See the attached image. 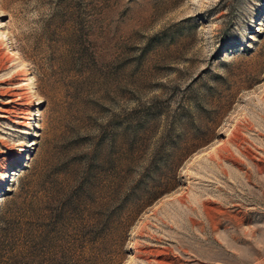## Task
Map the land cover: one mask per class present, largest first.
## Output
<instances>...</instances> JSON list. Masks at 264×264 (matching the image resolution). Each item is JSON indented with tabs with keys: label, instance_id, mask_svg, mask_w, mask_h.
<instances>
[{
	"label": "rangeland",
	"instance_id": "1",
	"mask_svg": "<svg viewBox=\"0 0 264 264\" xmlns=\"http://www.w3.org/2000/svg\"><path fill=\"white\" fill-rule=\"evenodd\" d=\"M0 264H264V0H0Z\"/></svg>",
	"mask_w": 264,
	"mask_h": 264
}]
</instances>
